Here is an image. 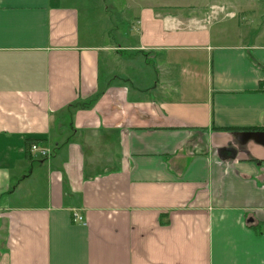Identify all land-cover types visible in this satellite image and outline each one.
<instances>
[{"label": "crops", "instance_id": "obj_1", "mask_svg": "<svg viewBox=\"0 0 264 264\" xmlns=\"http://www.w3.org/2000/svg\"><path fill=\"white\" fill-rule=\"evenodd\" d=\"M58 1L0 0V264H264L262 0L117 1L145 87Z\"/></svg>", "mask_w": 264, "mask_h": 264}, {"label": "rangeland", "instance_id": "obj_2", "mask_svg": "<svg viewBox=\"0 0 264 264\" xmlns=\"http://www.w3.org/2000/svg\"><path fill=\"white\" fill-rule=\"evenodd\" d=\"M117 1L119 0H59L58 3L76 5L80 13L85 11L84 14L88 12L86 5L89 3L97 4L96 6L100 5V8H106L107 11L105 13L94 14V16L96 20H100L101 17L104 18L103 22L107 25L108 36L110 41L114 43L112 45L115 46L111 53L122 61L117 62L115 58H112L110 70L116 71V77L111 82L131 86L144 85L145 87V85H149L147 83H150V78H145L148 71L150 73V53L133 49V46L137 43V37H132L130 23L123 18L124 15L122 16V14L115 12L119 6L116 3ZM261 5L264 6V0H262ZM82 20L84 25H86L87 21L85 19ZM133 34L137 35L136 32H133ZM135 60L139 61L138 65H131V61ZM140 71V77L133 76V74L137 75Z\"/></svg>", "mask_w": 264, "mask_h": 264}, {"label": "built area", "instance_id": "obj_3", "mask_svg": "<svg viewBox=\"0 0 264 264\" xmlns=\"http://www.w3.org/2000/svg\"><path fill=\"white\" fill-rule=\"evenodd\" d=\"M31 154L35 156H40L42 158H49L50 152L48 149H44L38 144H33L31 147ZM73 222L83 224L85 222V217L79 210H75L73 213Z\"/></svg>", "mask_w": 264, "mask_h": 264}, {"label": "trees", "instance_id": "obj_4", "mask_svg": "<svg viewBox=\"0 0 264 264\" xmlns=\"http://www.w3.org/2000/svg\"><path fill=\"white\" fill-rule=\"evenodd\" d=\"M253 62L258 68H260L264 72V66L261 65V63H258V62L254 61V60H253ZM263 87H264V80L261 82V88H263ZM243 130H245V131H258V130H264V128H253V129H243ZM39 141H40L39 139H27L25 141L24 150L27 151L28 155L30 154L29 152H31L32 145L36 144ZM249 225H250L251 228H253L252 224H249Z\"/></svg>", "mask_w": 264, "mask_h": 264}]
</instances>
